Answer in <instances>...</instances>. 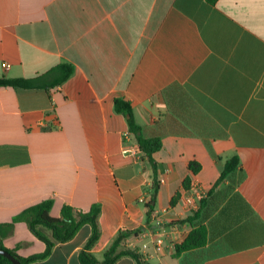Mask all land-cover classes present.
I'll use <instances>...</instances> for the list:
<instances>
[{
  "label": "crops",
  "instance_id": "crops-1",
  "mask_svg": "<svg viewBox=\"0 0 264 264\" xmlns=\"http://www.w3.org/2000/svg\"><path fill=\"white\" fill-rule=\"evenodd\" d=\"M63 63L74 72L49 91L0 87V225L46 199L54 218L99 204V261L130 232L123 245L146 264H264V0H0V78ZM116 99L147 135L164 132L150 215L154 169ZM234 156L238 171L216 185ZM199 226L205 248L176 257ZM91 234L34 264H81ZM3 244L46 249L24 222Z\"/></svg>",
  "mask_w": 264,
  "mask_h": 264
},
{
  "label": "trees",
  "instance_id": "trees-1",
  "mask_svg": "<svg viewBox=\"0 0 264 264\" xmlns=\"http://www.w3.org/2000/svg\"><path fill=\"white\" fill-rule=\"evenodd\" d=\"M73 72L74 67L71 64L63 63L38 78L1 77L0 87L24 90L44 89L49 91L50 89L63 84L71 77ZM49 78H51L50 81ZM115 110L117 113L123 114L127 118L129 132L135 137L139 148L154 169V193L151 196L150 201L146 204L148 215H150L154 209L156 197L160 188V181L158 179L159 164L155 160L154 154L160 151L163 147L164 132H154L147 135L143 127L137 123L132 105L124 99L115 100ZM239 166L240 159L238 156L230 158L226 162L221 177L216 185L236 173ZM190 170L193 173H197L200 170V165L196 162H191ZM188 182L189 179L185 181L186 188L188 187ZM177 200L178 196L174 197L171 204L175 205ZM53 206V199L43 200L24 209L20 214L13 218L11 223L0 225V249L9 252L21 264H34L47 259L56 245L70 241L83 226L90 225L92 227V234L79 254L81 264H116L123 257H131L137 264H146L145 257L142 254L123 245V240H125L130 232H121L117 235L107 249L103 261H99L93 255L91 250L97 244L101 235L99 228L101 206L99 204H94L88 212H83L72 206L65 205L62 208L60 218H54L51 215ZM190 220L191 218H188L182 222H188ZM18 222L26 223L33 235L45 243L46 249L42 254L22 257L17 254L16 250H9L4 246L3 239L13 232L15 224ZM1 229H3V231H1ZM207 242V231L205 227H196L182 243L175 246V256L179 257L185 252L205 248ZM195 258H200V255H196ZM195 258L194 260H198ZM0 264H13V262L7 257L0 255Z\"/></svg>",
  "mask_w": 264,
  "mask_h": 264
},
{
  "label": "water",
  "instance_id": "water-1",
  "mask_svg": "<svg viewBox=\"0 0 264 264\" xmlns=\"http://www.w3.org/2000/svg\"><path fill=\"white\" fill-rule=\"evenodd\" d=\"M0 255H3L5 257H7L9 260H11L13 262V264H21L17 259H15L9 252L0 249Z\"/></svg>",
  "mask_w": 264,
  "mask_h": 264
}]
</instances>
